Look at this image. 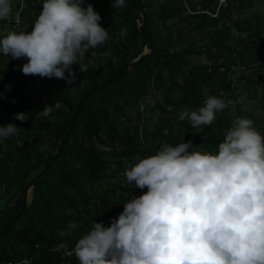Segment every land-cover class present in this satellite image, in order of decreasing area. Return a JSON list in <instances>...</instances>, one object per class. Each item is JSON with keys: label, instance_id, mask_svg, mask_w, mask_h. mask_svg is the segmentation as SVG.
Here are the masks:
<instances>
[{"label": "trees", "instance_id": "trees-1", "mask_svg": "<svg viewBox=\"0 0 264 264\" xmlns=\"http://www.w3.org/2000/svg\"><path fill=\"white\" fill-rule=\"evenodd\" d=\"M42 4L11 0L10 16L0 20V39L12 31L30 32ZM87 4L101 16L109 39L89 50L86 72L72 65L73 84L25 75L19 69L26 58L0 53V126L22 129L0 143V232L8 226L0 235V264L25 258L31 264H79L57 246L73 248L94 221L109 227L106 215L146 192L127 182L125 157L134 162L136 154L154 155L182 138L216 152L238 117L254 120L264 136V117L252 108L264 113V0ZM243 91L254 103L248 110L238 102ZM210 95L227 107L196 133L179 115L202 107ZM57 100L64 106L49 118L36 116ZM20 112L28 120L13 118ZM69 222L77 228L62 241L58 233Z\"/></svg>", "mask_w": 264, "mask_h": 264}, {"label": "clouds", "instance_id": "clouds-1", "mask_svg": "<svg viewBox=\"0 0 264 264\" xmlns=\"http://www.w3.org/2000/svg\"><path fill=\"white\" fill-rule=\"evenodd\" d=\"M84 4L43 0L32 30L9 32L0 39V53L26 58L19 69L25 75L73 84L72 65L86 72L89 50L109 39L99 13ZM112 6L123 8L125 0H113ZM11 12V0H0V20ZM63 106L57 100L36 116L47 119ZM226 107L224 99L210 95L202 107L185 108L179 119L199 133ZM13 118L24 122L29 117L20 112ZM254 124L247 117L233 120L216 152L182 138L154 155L136 154L134 162L125 157L127 182L147 192L124 203L109 227L94 221L73 248L61 242L55 250L74 254L79 264H264V136ZM21 130L13 123L0 126V143ZM76 228L69 222L60 230L62 241Z\"/></svg>", "mask_w": 264, "mask_h": 264}, {"label": "rangeland", "instance_id": "rangeland-1", "mask_svg": "<svg viewBox=\"0 0 264 264\" xmlns=\"http://www.w3.org/2000/svg\"><path fill=\"white\" fill-rule=\"evenodd\" d=\"M241 84H243V83H241ZM239 93L241 95H239ZM239 93L237 94L238 98H239L238 99L239 104L242 105L243 109L248 110L249 107H252L254 103H252V101H250L248 99V94L245 91H243V93H241V92H239ZM234 103L235 102H232V104H234ZM252 108L256 112V115L264 117V113H262L260 110L254 109V107H252ZM231 109H232V111H230L231 117H232V119H235L237 117V113H236L234 107H232Z\"/></svg>", "mask_w": 264, "mask_h": 264}, {"label": "water", "instance_id": "water-1", "mask_svg": "<svg viewBox=\"0 0 264 264\" xmlns=\"http://www.w3.org/2000/svg\"><path fill=\"white\" fill-rule=\"evenodd\" d=\"M76 113H77V111H76L75 114H74V117H73V120H72V123H71V128L73 127L74 119H75ZM63 143H64V141H62L61 145H63ZM42 172H43V171H41V172L36 176V178H37ZM36 178H34V179L31 180L30 182H28L27 185H26V188H25V191H24V195H23V206H25V204H26L27 189L32 185V183L34 182V180H35ZM11 223H12V222H9L8 225H10ZM7 227H8V226H6V227L0 232V235L3 234V233L6 231V228H7Z\"/></svg>", "mask_w": 264, "mask_h": 264}, {"label": "built area", "instance_id": "built-area-1", "mask_svg": "<svg viewBox=\"0 0 264 264\" xmlns=\"http://www.w3.org/2000/svg\"><path fill=\"white\" fill-rule=\"evenodd\" d=\"M146 192H147V189H146ZM146 192H145V193H146ZM145 193H144V194H145ZM141 195H143V194L138 193V194L135 195L134 197H139V196H141ZM132 198H133V197H132ZM122 212H123V210H120V211H114L112 214H108V215H106V216H105V219H104V222H105L106 224H107L108 222H111L112 219L118 218L119 214H121ZM3 264H18V261L13 262V263L8 262V263H3Z\"/></svg>", "mask_w": 264, "mask_h": 264}]
</instances>
